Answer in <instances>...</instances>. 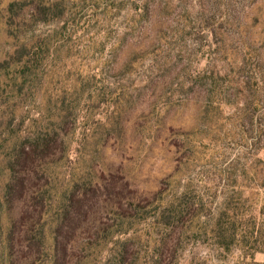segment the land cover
Returning a JSON list of instances; mask_svg holds the SVG:
<instances>
[{
    "label": "rangeland",
    "instance_id": "obj_1",
    "mask_svg": "<svg viewBox=\"0 0 264 264\" xmlns=\"http://www.w3.org/2000/svg\"><path fill=\"white\" fill-rule=\"evenodd\" d=\"M17 1L0 0V61L23 42L41 53L47 39L49 50L15 119L0 77V264L13 259L21 213L4 201V146L59 126L65 109L72 131L48 163V239L63 195L101 174L123 177L142 205L121 220L102 197L92 219L112 228L72 264H264V247L249 249L264 235V0H44L63 20L28 16L11 36ZM238 197L237 243L219 248L210 229Z\"/></svg>",
    "mask_w": 264,
    "mask_h": 264
},
{
    "label": "trees",
    "instance_id": "obj_2",
    "mask_svg": "<svg viewBox=\"0 0 264 264\" xmlns=\"http://www.w3.org/2000/svg\"><path fill=\"white\" fill-rule=\"evenodd\" d=\"M52 11L56 14L50 17ZM8 14L11 36L15 35L13 25L16 21L18 26L22 24L24 29L28 28V16L32 25L41 20L62 21L64 18L63 11L54 8L50 3H44V0L14 2L9 6ZM30 43L31 41L23 42L14 54L0 61V77L4 76L8 82L7 87H10L4 101L5 112L14 119L15 99H24L23 89L36 85L38 71L49 50L47 39L43 40L46 48L41 53H35L34 46ZM17 88L18 93L14 94ZM65 110L64 115L58 116L61 117L59 126L40 131L33 139H24L21 143L14 140L11 141L10 147L4 146L7 152L1 162L2 170L7 175L3 186L4 201L10 211H14L18 205L21 207V213L18 219L14 220L9 232L8 250L11 259L13 258L10 264H16L18 259L24 260L25 264H47L48 259L52 264H72L73 257L78 252L93 247L100 239V233H109V228H112H103V223L97 225V220L92 219L95 206L102 197L106 207L121 220L132 219L142 206L141 202H135L134 191L130 190L123 177L114 174L107 177L101 174L95 184L77 183L63 195L55 210L56 223L51 228L52 238L48 239L46 222L51 208V195L46 187L50 183L48 163L62 159L65 152V136L72 131V112ZM239 201V197L234 200L225 199L219 217L210 229L211 239L219 248L228 250L237 243ZM259 231L260 229L256 233L259 234ZM252 234H255L254 230ZM253 238L254 244L249 249L261 252L264 247V235ZM84 240L86 242H83ZM85 246L87 250H84Z\"/></svg>",
    "mask_w": 264,
    "mask_h": 264
}]
</instances>
